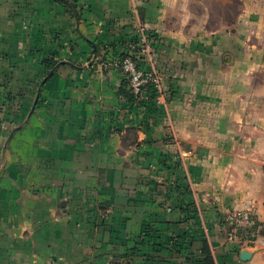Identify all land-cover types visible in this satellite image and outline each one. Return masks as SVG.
I'll return each mask as SVG.
<instances>
[{"label":"crops","instance_id":"obj_1","mask_svg":"<svg viewBox=\"0 0 264 264\" xmlns=\"http://www.w3.org/2000/svg\"><path fill=\"white\" fill-rule=\"evenodd\" d=\"M67 1L0 0V264H264L225 221L264 220V0ZM143 34L147 106L109 65Z\"/></svg>","mask_w":264,"mask_h":264},{"label":"built area","instance_id":"obj_2","mask_svg":"<svg viewBox=\"0 0 264 264\" xmlns=\"http://www.w3.org/2000/svg\"><path fill=\"white\" fill-rule=\"evenodd\" d=\"M132 50L139 49V54L145 57L150 55L151 46L146 34H143L138 42L132 45ZM109 65L128 73L131 79L133 91L143 97V86L149 81L159 85V78L153 69L143 70L137 67L135 61L130 57L124 59H112ZM228 227L227 236L231 241H238L241 244L254 245L261 234V221L251 208L233 210L225 217ZM252 243V244H251Z\"/></svg>","mask_w":264,"mask_h":264},{"label":"trees","instance_id":"obj_3","mask_svg":"<svg viewBox=\"0 0 264 264\" xmlns=\"http://www.w3.org/2000/svg\"><path fill=\"white\" fill-rule=\"evenodd\" d=\"M63 1L66 2L68 7L71 8L72 11H75L76 14L79 15L76 6L73 3H71L70 1H67V0H63ZM139 39L140 38L137 36L132 37L130 44L131 45L135 44L136 42L139 41ZM129 50H131V52L128 51L127 53H122L119 55L118 58L124 59L125 57H130L135 61L138 68L143 69V70H151V67L149 66L148 62L146 61V57L144 55L139 54V49L132 50L130 47ZM46 65H47L49 71H48L47 77L45 78V81L48 80V78L52 75L51 72L55 68L56 63H52V62L48 61V62H46ZM120 71L123 74V81H122V84L118 90V94L121 97H124L129 103H132V104L141 103V104H146V106H147L148 103L146 102L145 97L153 98L158 94V88H157L156 84L151 80L143 86V88H142L143 89V97L140 98L141 94L137 95L133 91V88L131 86L130 75L128 73L122 71L121 69H120ZM19 96L24 97V93L19 92V95H18L17 93H13V92L9 91V92H7V94L4 98L6 101V102H4V104L8 103V105H10V109L13 113L15 111L20 112L22 102L19 104L16 103L21 98ZM15 99H17V100L15 101ZM13 105H14V108H13ZM170 160H171V157H167L165 159L166 165L168 164L169 168L180 169L182 167V163H181L180 159H174L172 162H170ZM208 249L209 248H208L207 244H205V248H204V251L206 254V258H205L206 263L205 264H214L211 253Z\"/></svg>","mask_w":264,"mask_h":264},{"label":"rangeland","instance_id":"obj_4","mask_svg":"<svg viewBox=\"0 0 264 264\" xmlns=\"http://www.w3.org/2000/svg\"><path fill=\"white\" fill-rule=\"evenodd\" d=\"M212 25L211 27H215L217 26V24H214V22L218 21L219 18H232L231 14L233 12V6L234 4L231 5V7H228V9L224 10L222 8H219L218 4H216L215 1H212ZM17 99H15L16 101ZM14 108V105H13ZM27 113H23V112H12L10 109V105H8V103L4 104L2 107V111H0V124L4 123L6 121H10V119L13 117V120L11 121V123H14V121H16V119H20L19 121H21L23 119V117H26ZM2 119V120H1ZM2 126H0V131H2ZM260 175L257 177V180L259 181V187L261 186L264 189V161L262 160V162H260ZM263 189L259 192L263 193ZM247 208H251L253 212L256 213V216L260 219L261 214L259 213V210L257 209V206L254 204L253 206L251 205L250 207ZM262 212V211H261ZM263 213V212H262ZM263 225L261 226V233L264 232V220H261ZM226 232H228V227L226 226ZM256 243V242H255ZM253 243V244H255ZM252 244V243H251ZM243 245L245 246H251L248 245L246 243H244Z\"/></svg>","mask_w":264,"mask_h":264},{"label":"water","instance_id":"obj_5","mask_svg":"<svg viewBox=\"0 0 264 264\" xmlns=\"http://www.w3.org/2000/svg\"><path fill=\"white\" fill-rule=\"evenodd\" d=\"M53 73V71L51 72V74ZM251 257V252L248 249H244L241 252V258L243 260H248Z\"/></svg>","mask_w":264,"mask_h":264}]
</instances>
